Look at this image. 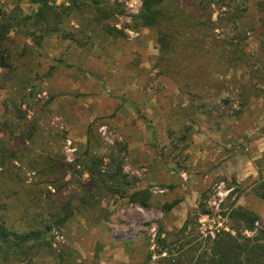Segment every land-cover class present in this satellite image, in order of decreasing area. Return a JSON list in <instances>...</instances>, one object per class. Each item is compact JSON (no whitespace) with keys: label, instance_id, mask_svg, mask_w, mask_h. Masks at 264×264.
I'll return each instance as SVG.
<instances>
[{"label":"rangeland","instance_id":"374dc122","mask_svg":"<svg viewBox=\"0 0 264 264\" xmlns=\"http://www.w3.org/2000/svg\"><path fill=\"white\" fill-rule=\"evenodd\" d=\"M142 2L0 0V215L42 232L0 264H196L264 232V0H164L153 27Z\"/></svg>","mask_w":264,"mask_h":264},{"label":"trees","instance_id":"16d2710c","mask_svg":"<svg viewBox=\"0 0 264 264\" xmlns=\"http://www.w3.org/2000/svg\"><path fill=\"white\" fill-rule=\"evenodd\" d=\"M163 1L164 0H143L139 18L144 22V25L153 27L159 23L161 11L158 10L157 7H159ZM33 2L39 4L40 8L47 4V0H33ZM12 27L13 22L10 18L0 23V47L5 43L6 34ZM262 27H264V21L262 22ZM230 44L231 47L237 50L239 46L238 42H231ZM242 52L241 49L237 55V59H231L233 67H237V64L242 63L243 59L251 60L248 54ZM260 53L262 57H264V48H262ZM8 57L9 56L6 55L5 52L2 53L0 51L1 68L7 67L8 64H6V60ZM220 58L224 59L225 55H221ZM11 156L16 157L14 154H11ZM0 158L4 166L5 157L1 156ZM142 206L146 205L142 203ZM235 214L248 231H254V224L259 218L258 215L244 210L236 211ZM41 234V231L19 232L11 225H7L6 220L0 215V261L8 262L10 259L20 258V256L30 253L33 247L39 244L32 243L27 245L25 241L27 239L30 240L32 237L39 239L38 237H40ZM207 256L208 259L201 258L196 261V264H264V232L262 230H257L254 235L245 236L242 235L240 231H235L234 235H232L225 230H219L214 234L213 238L208 235ZM30 260L31 259H28L26 263H30Z\"/></svg>","mask_w":264,"mask_h":264}]
</instances>
